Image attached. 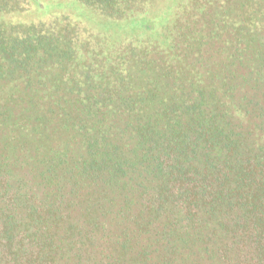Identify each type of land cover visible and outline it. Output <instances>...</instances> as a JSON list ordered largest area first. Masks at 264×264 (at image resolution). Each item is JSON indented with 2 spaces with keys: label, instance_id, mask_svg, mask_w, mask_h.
Returning <instances> with one entry per match:
<instances>
[{
  "label": "trees",
  "instance_id": "16d2710c",
  "mask_svg": "<svg viewBox=\"0 0 264 264\" xmlns=\"http://www.w3.org/2000/svg\"><path fill=\"white\" fill-rule=\"evenodd\" d=\"M196 6L165 64L0 0V264H264V0Z\"/></svg>",
  "mask_w": 264,
  "mask_h": 264
},
{
  "label": "rangeland",
  "instance_id": "374dc122",
  "mask_svg": "<svg viewBox=\"0 0 264 264\" xmlns=\"http://www.w3.org/2000/svg\"><path fill=\"white\" fill-rule=\"evenodd\" d=\"M197 2L198 0H150L143 12L114 18L97 12L79 0H21L24 10L13 12L4 20L10 24H30L38 32L43 29L57 31L60 28L69 32L79 31L84 38H100L104 50L126 45L139 50L154 48L157 54L166 55V64L174 60L170 47L172 39L181 30L188 29L186 25H192L197 18L200 12V7L196 6ZM215 13V16L221 19L226 18L219 8ZM232 21L231 17L225 19L229 24ZM212 32H207V39L211 37ZM192 34L194 38L204 36L203 32L198 31ZM80 68L86 70L81 64ZM89 69L83 78L75 75V86H82L86 81L95 82V65H90ZM4 91L7 92L8 88Z\"/></svg>",
  "mask_w": 264,
  "mask_h": 264
}]
</instances>
